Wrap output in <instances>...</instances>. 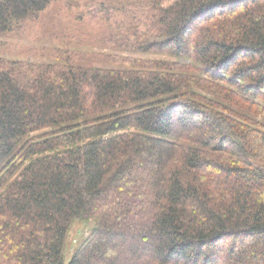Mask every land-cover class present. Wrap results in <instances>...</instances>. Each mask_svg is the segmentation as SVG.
Returning a JSON list of instances; mask_svg holds the SVG:
<instances>
[{
	"label": "trees",
	"instance_id": "trees-1",
	"mask_svg": "<svg viewBox=\"0 0 264 264\" xmlns=\"http://www.w3.org/2000/svg\"><path fill=\"white\" fill-rule=\"evenodd\" d=\"M135 1L113 66L0 57V264H264V0Z\"/></svg>",
	"mask_w": 264,
	"mask_h": 264
},
{
	"label": "rangeland",
	"instance_id": "rangeland-1",
	"mask_svg": "<svg viewBox=\"0 0 264 264\" xmlns=\"http://www.w3.org/2000/svg\"><path fill=\"white\" fill-rule=\"evenodd\" d=\"M137 6L135 0H54L37 17L11 32L0 33V57L19 63L22 81L34 79L38 66L54 62L58 50L95 56L94 63L113 66L112 61H106L110 54L124 56L130 52L113 46L110 33L116 30L115 22L125 20ZM141 55L171 58L165 54H137ZM92 225L91 221L74 223L66 245L67 262L89 236Z\"/></svg>",
	"mask_w": 264,
	"mask_h": 264
}]
</instances>
